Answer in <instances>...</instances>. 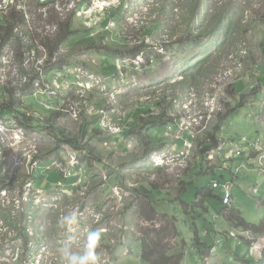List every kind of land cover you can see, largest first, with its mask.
I'll return each instance as SVG.
<instances>
[{
	"label": "rangeland",
	"instance_id": "374dc122",
	"mask_svg": "<svg viewBox=\"0 0 264 264\" xmlns=\"http://www.w3.org/2000/svg\"><path fill=\"white\" fill-rule=\"evenodd\" d=\"M62 7L61 0L45 12L39 0H18V7L0 20V43L12 28L0 52V105L13 91L16 104L42 122L27 128L14 115L0 112V264H65L60 250L67 246L80 252L88 229L102 231L98 264H145L143 245L164 250L173 264L180 257L182 264L264 263V244L256 241L252 254L239 239L227 241L225 232L235 225L218 218L219 200L204 202L209 212L199 203L190 208L197 190L222 192V186L212 188L211 183L224 184L223 176L235 184V208L248 223L263 227L264 170L254 167L264 162L253 163L245 148L235 158H226L230 149L217 145L220 154L212 158L196 149L218 121L215 135L224 140L241 147L258 139L264 143V0H131L129 13L105 9L96 14L95 25L92 18V25H86L82 15L68 12L75 6ZM70 17L74 33L51 58L59 24ZM119 36L126 38L128 49L139 44L145 49L130 57L119 54L122 59L111 51L119 46ZM105 41L114 44L88 47ZM57 62L63 68L52 72L49 84L50 68ZM261 64V71L250 70ZM150 111L154 114L147 117ZM160 114L183 116L190 136L172 135L169 164L156 167L150 146L144 148L140 137L144 130L154 149L165 139L164 125L144 124ZM54 132L77 136L78 145H93L104 162L89 164L87 153L61 144ZM183 137H192L191 149L174 141ZM219 158L228 162V170ZM243 163L246 169L234 178V169ZM52 170L64 178L80 175V182L54 186ZM187 172L193 175L188 184ZM36 173L43 180L37 182ZM47 179L54 185L41 186ZM73 210L76 223L62 226L61 217ZM213 219L220 244L205 231ZM192 227L218 248L198 262H192L198 255ZM239 253L249 262L236 259Z\"/></svg>",
	"mask_w": 264,
	"mask_h": 264
},
{
	"label": "trees",
	"instance_id": "16d2710c",
	"mask_svg": "<svg viewBox=\"0 0 264 264\" xmlns=\"http://www.w3.org/2000/svg\"><path fill=\"white\" fill-rule=\"evenodd\" d=\"M68 19L69 20L67 22H65L64 24H59L58 32L59 31L60 32H59V35L56 36V38H55L56 40H55L53 46H51V43L53 41L48 42V45L51 46L49 48L51 58L54 57V54H55L54 52L56 51V48L61 43L64 44V42L68 38H70L71 35L74 33L73 26L71 25L72 19H71V17ZM102 27H104V26H102ZM7 31H8L7 36L0 43V52L3 48L4 43L6 42V39L10 36V33L12 32V28L9 27ZM76 31L78 32V30H76ZM102 38L104 39V37H102ZM117 39H118L117 43L119 44V46L114 45L112 47L111 45L113 42L112 43L105 42L104 44L101 45V47H97L96 44H94V43L88 44V47L93 48V49L94 48H102L103 49V47H105L104 49H110L112 47L111 51L114 52V55L115 54L119 55V54L124 53V55L126 57L134 56L137 51H143L145 49L144 44H142V45L139 44L136 47L134 46L133 48L128 49L125 37L119 36V37H117ZM121 47H122V50H121ZM119 56L122 59H124L121 55H119ZM158 57H159V55L156 58H154V60H158L159 59ZM150 60H151V58H146L147 62H149ZM151 62H153V60ZM55 65H56V68H50L51 71L49 72V75H48V83L49 84H51L52 72H54V70H61L63 68V64H61V62H57ZM124 67H125V64L122 62V68L121 69H124ZM108 68H109L108 64H103V69H108ZM112 69H117V67L115 68V66L114 67L112 66ZM8 95H9V98H7L5 103L0 105V112L1 113H7L9 115H14L16 118V122L20 126H26L27 128L39 127L42 124L41 121L36 120L34 117H32L30 115V112L27 111V109L25 107H23V105H19V104L17 105L16 104L17 101L15 99V94L13 91H10ZM155 106H156V104H153V107H155ZM151 115H153L151 111L146 114L147 117L151 116ZM152 118L153 119H147L144 122V124L148 125L150 121H153V124L151 123L150 126H155L157 124L166 125L169 121L172 120L171 117L168 116L167 114L166 115L160 114L159 116H155V117L152 116ZM219 123H220V121H218L216 123L215 131H214L215 133L217 130L220 129ZM132 125H133V123L129 127H131ZM143 131L144 130H142V132H141L142 136L140 138L143 141L142 143H144L143 144L144 147L147 149L151 145V140L147 135L143 134ZM214 132H213V134H209L210 138L206 134L205 136H203L204 137L203 140L198 141L200 153H205L211 147H214L216 145L217 138H216V135ZM54 133H55L57 140L61 144H67V145L71 146L73 149L77 148V150L82 151L84 153L83 156L87 153V156H86L87 160L86 161L89 164L103 163L104 162V160H103L104 158H102V156L98 152H96V148L93 145H91V144H83V145L79 144L78 145L76 140L77 139L79 140V138L77 136L72 137L70 135L63 134L62 132H58V134H56V132H54ZM200 147H203V148L200 149ZM148 149L151 150L150 147ZM48 174H52V176H50V178L52 177L53 179H55V181H54L55 185L53 183H51L52 181L50 182L49 179H47L46 182H44V183L41 182V184H40L41 186L45 185V183H47V182H49V185H52V186L53 185L56 186V182H63L64 184L68 185L69 183L71 184V182L76 181L78 178V177H75V175L73 177H65L64 178L63 175H61L60 173L56 174L53 172V170L50 171ZM33 176L35 178H37L36 179L37 182L43 180V178H44L42 175L40 176L39 173L33 174ZM3 178L5 180L8 179V177H6V176H3ZM220 178L222 179V177H220ZM9 181L11 182L13 180L9 179ZM215 191H217V190H215ZM255 195L258 196V193ZM209 198H214V199L220 201L221 211L217 213L218 218L222 215V216H224V220L226 218H228L235 225L234 227H230L229 231L225 232L227 237L231 236V234H230L231 231H235V230L245 231L247 228H248L247 230L251 229L253 232H256V233H261V232L264 233V228H263L264 224H263V227H261V228H258V227L251 225L242 216L240 210L235 208L236 206H233V208H229V206L227 204L224 205L223 204V197L221 195H219L218 193H215L214 190L208 189L207 187L203 188L201 190L200 189L197 190L196 201L190 205V208L193 207V205H196L195 203H199V206L201 204L202 207H204L205 211L209 212L210 209L206 205H204V202H210ZM262 199H264V198H262ZM183 204H185V203H183ZM199 206H195L194 208L199 207ZM207 222H208V220H207ZM192 230L194 231L193 245L196 247V249L198 251V255H196V256H199V257L201 256V258L202 257H208L211 249H213L215 244L211 243V242H207L202 238V236L200 235V232H199V227H196V228L192 227ZM218 230L219 229L216 227L215 219H213L210 227H208L205 231H207L208 235H212V236L214 235L217 238V234H219ZM236 232H238V231H236ZM232 237H235V236H232ZM141 257H142V260L144 261L145 264H173V260H172L171 256H169L164 250H156L155 248H149L148 249L144 245L142 246V256ZM243 257L244 256H241V261L249 262L248 261L249 258L247 256H245L244 258ZM182 261H183V258L180 257V258H178V260L174 264H182ZM258 264H264V263L262 262V263H258Z\"/></svg>",
	"mask_w": 264,
	"mask_h": 264
},
{
	"label": "clouds",
	"instance_id": "9594fccd",
	"mask_svg": "<svg viewBox=\"0 0 264 264\" xmlns=\"http://www.w3.org/2000/svg\"><path fill=\"white\" fill-rule=\"evenodd\" d=\"M127 12L129 13V10ZM94 27H95L96 32H97V27L96 26H94ZM91 31L89 33H91ZM98 33H100V32H97L96 34H98ZM105 42H107V41H105ZM118 57H120V56L118 55ZM124 62L126 64V61L125 60H124ZM254 75H256L255 72H254ZM254 80H255V77H254ZM262 92L264 94V89L262 90ZM262 100L264 102V98ZM151 105H153V104H151ZM152 114H154V113H152ZM170 117H171L172 120L169 121L166 125H164L165 126V131H164L163 137L165 139L163 141H161V143L158 145V147L156 149H154L156 146L150 145V149H151L152 154H153V159L152 160H154V166H156V167H159L161 164H163V166H167L169 164L166 161V159H168V157H169L167 155L169 153L168 151L170 150L169 146H172V144H171V142H172V138H171L172 135L182 134L184 132H188V134L190 136L189 128H187V129H185L183 131H179L178 132V124L182 123V121L185 119L183 116L182 117H179V116H176V115L174 116V115L170 114ZM168 127H172V132H171L170 135L167 134L168 133ZM119 133H121V132H117L116 134H119ZM113 135H115V134H113ZM216 138H217V140L219 142L218 144H216L217 146L222 141L235 143L234 140H224V139H222L219 136V134H216ZM243 139L246 140L245 137H243ZM185 140H187L189 142H191V140L194 141L192 139V137L191 138H189V137H187V138H185V137H183V138H176L174 141L176 143L179 142V147H180L182 145L184 146V141ZM255 141H259L261 144L264 145V143L260 139L255 140ZM244 142H246V141H244ZM235 144H237V143H235ZM237 145H239V144H237ZM184 148H185V146H184ZM185 149H187V148H185ZM198 150L199 149H196V151H198ZM211 150H215V146L214 147H211ZM209 152L210 151H207L206 153H209ZM242 153H244V152H242ZM248 155H249V157L253 156L252 157V160L253 161L258 160L260 164H262L264 162V158H261L264 155V152H256V151H254L253 153L248 154ZM235 157L236 156H234V158ZM156 160L158 161L157 164H155V161ZM221 160L224 161L225 164H226V169L225 170H228L229 169L228 162H226L223 159H221ZM246 167H247V165L245 163H243L242 165L238 166L236 169H234V172L235 173L233 175H236V173L239 172L241 170V168L246 169ZM78 168H79V165L77 166V168L75 169V171H78ZM258 169H263L264 170V165L262 164L261 166H259ZM75 177H77V176H75ZM184 179L187 181V184L189 182H192L193 181V178L190 181H189V178L184 177ZM222 179L221 180L224 181V182L225 181H229V180H224L223 177H222ZM216 180H217V178H216ZM56 184H57V182H56ZM149 186H152L154 188H157V186H155V185H149ZM233 188H234V186H232V191H233ZM256 189H257V192H255ZM144 190L148 193V191L145 188H144ZM252 191H253L254 194H257V193L259 194V188H257V187L252 188ZM261 202L264 204V199H261ZM233 206H234V203H233V194H232V204L229 206V208H233ZM76 219H77V212L75 210H73L72 212H70L66 216L61 217V224H62V226L63 225H71V224L76 223ZM247 229L245 231H240V232L231 231L230 232V234H231L230 237L235 236L234 238L239 239V243H247L248 248L250 247L251 250H252L253 245H254V243L256 241L258 243H260V244H264V242H262V240H264V236H262V234H264V233H262V232L261 233H256V232H253L251 229H249V230H247ZM248 232L253 237V239H252L253 241L249 238ZM233 233L235 235H233ZM101 237H102V231L101 230H92V229L86 230V232H85V240H84V245H83L82 250L80 252H72L67 246H65V247H63L60 250L62 260L65 262V264H98V259L99 258H98L97 254H96V249H97L98 245L100 244ZM216 241L218 242V244L221 243V239H219L218 237H217V240ZM213 248H214L215 251H216V249H218L216 247V244H215V246ZM259 263H262V262H259Z\"/></svg>",
	"mask_w": 264,
	"mask_h": 264
},
{
	"label": "built area",
	"instance_id": "2783aa9c",
	"mask_svg": "<svg viewBox=\"0 0 264 264\" xmlns=\"http://www.w3.org/2000/svg\"><path fill=\"white\" fill-rule=\"evenodd\" d=\"M60 1L61 0H39V4L40 6H43L44 11L47 12V10L50 7H54V8L59 7ZM62 2H63V7H62L63 10L65 9L68 11L70 9V6H73V7L75 6L73 9H71L68 12H72V10H74L78 15L79 14L82 15L87 25H92L90 18H92L93 20V25L96 24V14L103 12L105 9L109 7L119 8L122 14H126L127 11L131 9L130 8L131 0H62ZM17 7H18V0L16 1L15 0H0V18L3 15H5L6 12L9 13L12 9L17 8ZM44 54L46 53L44 52ZM118 65L120 66V64ZM187 128L188 127L183 126V123L178 124V132L183 131ZM171 132H172V127H168L167 134L170 135ZM184 146L185 148H191L192 143L185 140ZM244 148L246 149V152L248 154H251L254 151L264 152V145L261 144L259 141H256L255 143H248L244 145L243 147L235 143L225 142V141L220 142V144L218 145V150L230 149L229 154L225 155L226 158L228 157L231 158L232 155L237 156L239 154H242V152H244ZM214 153L215 155H213ZM208 154H209V157L212 158L214 156H218L220 152L217 150H212ZM261 158H264V155ZM157 163L158 161L156 160L155 164ZM75 176H77L78 178L80 177V175H77V174H75ZM78 181L80 182V179H78ZM211 186L212 188H219L222 186V188L225 191V195L223 199L224 204H227L228 206L232 204V186H233L232 182L225 181L224 184H221L218 181H213L211 183ZM255 192H257V189L255 190ZM248 234H249V238L252 240L253 237L250 235L249 232ZM233 235L235 234L233 233Z\"/></svg>",
	"mask_w": 264,
	"mask_h": 264
},
{
	"label": "crops",
	"instance_id": "0c3cea01",
	"mask_svg": "<svg viewBox=\"0 0 264 264\" xmlns=\"http://www.w3.org/2000/svg\"><path fill=\"white\" fill-rule=\"evenodd\" d=\"M248 77H251L250 76V73H249V75H245L244 77H240V78H242V79H245V78H248ZM254 83H255V80H254ZM258 83H260V82H258ZM245 84V83H244ZM260 85V84H259ZM245 86V85H244ZM244 86H242V87H244ZM243 93L244 94H247V90H243ZM242 93V94H243ZM253 156H251L250 158H252ZM256 161V160H255ZM252 162H253V160H252ZM253 163H255V162H253ZM256 164V166L254 167L255 169H258L259 168V164H258V162H256L255 163ZM231 170V169H230ZM223 177V176H222ZM186 178H189V181L193 178V175L189 172H187L186 173ZM224 178V177H223ZM234 178H236L237 179V176L236 175H234ZM224 180H226V179H224ZM232 183H233V186L235 185L234 184V182L233 181H231ZM222 190V192H218V194L219 195H221L222 197L225 195V192H224V190L223 189H221ZM220 190V191H221ZM232 194H233V191H232ZM235 201H236V198L233 196V203H234V206H235ZM261 204L264 206V204L261 202ZM241 212V211H240ZM241 214H242V212H241ZM243 216V215H242ZM251 224V223H250ZM227 236V235H226ZM227 241H229L230 240V237L228 236L227 238ZM244 244H247V243H244ZM248 246V245H247ZM249 251L251 252V249H250V247H249ZM252 253V252H251ZM255 254H254V256H256V257H259V258H261L263 255L260 253V252H254ZM240 255H236V259H238V260H241V256H246L245 254H241V253H239ZM253 254V253H252ZM262 259V258H261ZM200 260V258H199V256H194L193 258H192V262H198ZM259 262V261H258Z\"/></svg>",
	"mask_w": 264,
	"mask_h": 264
},
{
	"label": "bare ground",
	"instance_id": "6f19581e",
	"mask_svg": "<svg viewBox=\"0 0 264 264\" xmlns=\"http://www.w3.org/2000/svg\"><path fill=\"white\" fill-rule=\"evenodd\" d=\"M110 8H111V7L107 8V10H109ZM77 15H78V14H77ZM60 16H61V15H60ZM105 17H106V18H105ZM112 17H113V16H112ZM108 18H109L108 15H104L102 19H105V20H106V19H108ZM1 19H2V17L0 18V20H1ZM111 19H112V18H111ZM107 22H108V20H107ZM101 23H102V20H101ZM110 23H112V21H110ZM104 26H105V25H104ZM262 64H263V63H262ZM262 64H261L260 66H258V65L255 66V65H256V64H255V65H254L255 67L253 66V68L250 69V70H260V71H261V70H262L261 68H262V66H263ZM261 73H262V72H261ZM260 121H261V120H260ZM262 123H263V122H262ZM262 123H261V124H262ZM218 143H219V142H218ZM218 143H217V144H218ZM205 151H206V150H205ZM158 159H159V158H158ZM203 159H204V158H203ZM198 169H199V168H198ZM213 180H214V179H213Z\"/></svg>",
	"mask_w": 264,
	"mask_h": 264
}]
</instances>
